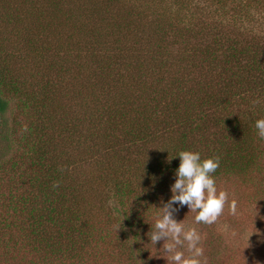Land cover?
<instances>
[{
    "label": "trees",
    "instance_id": "trees-1",
    "mask_svg": "<svg viewBox=\"0 0 264 264\" xmlns=\"http://www.w3.org/2000/svg\"><path fill=\"white\" fill-rule=\"evenodd\" d=\"M258 118L264 0H0V264H148L172 156L257 181Z\"/></svg>",
    "mask_w": 264,
    "mask_h": 264
},
{
    "label": "rangeland",
    "instance_id": "rangeland-1",
    "mask_svg": "<svg viewBox=\"0 0 264 264\" xmlns=\"http://www.w3.org/2000/svg\"><path fill=\"white\" fill-rule=\"evenodd\" d=\"M216 187L227 193V199L214 223L196 222V213L188 210L187 205L177 207L174 213L178 221L183 219L181 222L186 228L194 227L200 234L201 264H264V173L257 181L228 179L220 181ZM233 200L236 202L235 213L229 207ZM153 223L148 225L150 232ZM145 239L150 247L148 264H171L162 257L166 255L160 250L162 241L153 245L148 237ZM183 251L188 255L186 247Z\"/></svg>",
    "mask_w": 264,
    "mask_h": 264
},
{
    "label": "clouds",
    "instance_id": "clouds-1",
    "mask_svg": "<svg viewBox=\"0 0 264 264\" xmlns=\"http://www.w3.org/2000/svg\"><path fill=\"white\" fill-rule=\"evenodd\" d=\"M259 138L264 139V118L254 122ZM179 157L178 167L174 170V182L170 185L171 196L159 208L149 241L155 245L162 241L160 250L171 264H201L203 250L199 246L200 234L194 227H185L174 213L177 207L187 205L195 212L198 223L212 224L223 211L227 193L218 191L215 179L211 175L219 166V157L202 159L198 151L181 150L172 157ZM174 205L176 207H174ZM230 211L235 213L236 202H230ZM186 247L188 255L183 249Z\"/></svg>",
    "mask_w": 264,
    "mask_h": 264
}]
</instances>
